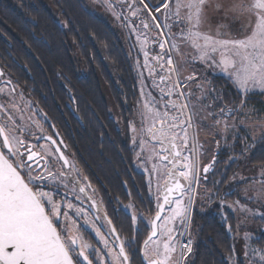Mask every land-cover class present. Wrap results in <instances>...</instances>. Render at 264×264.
I'll use <instances>...</instances> for the list:
<instances>
[{
    "label": "trees",
    "instance_id": "1",
    "mask_svg": "<svg viewBox=\"0 0 264 264\" xmlns=\"http://www.w3.org/2000/svg\"><path fill=\"white\" fill-rule=\"evenodd\" d=\"M0 71V84L8 82L14 94H22L55 127L94 187L116 235L131 239L132 215L127 208L145 221L155 215V208L129 142L139 99L136 76L110 26L82 0H0ZM208 89H215L208 95L214 116L220 115V106L238 108L242 103L223 76H209ZM221 93L222 98L213 101ZM244 104L264 115V95L247 96ZM245 163L264 166V134L253 140L239 129L206 163L210 167L200 181L208 196L191 210L192 250L184 264H241L237 218L224 204L239 199L243 182L235 180ZM146 209H152L151 214ZM136 226L142 244L149 232L139 220ZM251 244L264 249V231ZM135 264H141L139 255Z\"/></svg>",
    "mask_w": 264,
    "mask_h": 264
},
{
    "label": "snow or ice",
    "instance_id": "2",
    "mask_svg": "<svg viewBox=\"0 0 264 264\" xmlns=\"http://www.w3.org/2000/svg\"><path fill=\"white\" fill-rule=\"evenodd\" d=\"M102 3L117 20L123 18L127 21L129 17L125 16V12H128L132 17L139 18L143 29L156 27L163 30L162 34L166 39L160 43L159 47L163 50L165 43H168L169 51L156 55L153 58L155 60L153 67L167 66L166 76L158 77L163 84L160 95L161 98L165 95L175 96L179 103L163 100L164 111L157 110L152 113L153 123L146 131L160 144V152L155 153L157 160L161 163L168 161L175 167L176 158H181L182 167L179 169V176L185 181L190 175L194 178L195 164L188 157H182L179 148L188 147L187 128L193 126L199 112H206L211 105L200 104L197 108L192 102L195 94L191 91H183L185 88L190 89L191 86L188 83H181L179 69L175 67L171 52L173 50L179 52L181 44L186 45L190 51L180 53L182 56L190 57L185 67L198 62L207 67L219 68L225 74L227 81L232 83L237 94L241 95L240 107L220 106V115L215 124L220 125L224 121L226 130L228 127L226 118L233 117L242 109L247 96L264 95V0H228L227 3L224 0H217L215 8L218 14L222 12L225 18L240 22L236 34L224 31L228 28V25L224 23L213 28L206 11L209 0H161L157 5H152L147 0H102ZM161 9L164 11L161 12ZM157 12H161V15H155ZM124 27L127 28L129 25L126 23ZM173 27L178 28L179 31L172 33ZM133 33L137 36V43L145 38L135 24L131 26L129 35ZM148 55L144 52L146 68ZM148 71L151 75L153 68H148ZM173 74L177 79L169 87L166 78L171 80ZM3 75L4 73L0 71V77ZM195 78V73H192L185 80L191 81ZM178 88L181 91L178 92ZM197 88L200 89L198 102L215 91V89H204L200 83L197 84ZM13 91L14 89H9L5 93L4 89L0 88V95L9 97L6 103H0V138H2L0 143V264H105L102 257L107 258L108 264H135L137 255L141 257V264H178L173 254L176 252V241L181 233L179 229L171 225L178 221L186 231L192 203L191 187H185L175 178V172H172V184L165 185L163 196H161L162 190L157 188L153 219L145 221L142 215H133L131 220L134 235L131 239L120 238L116 235L115 227L110 228L109 232L103 235L100 229H96V236L102 242L103 248L86 253L89 245L72 234L67 222L69 213L67 211L61 213L62 205L55 201V193L42 188L45 182L55 183L59 179L65 188L71 183L73 191L79 195L85 193L90 185L80 186L78 172L75 177L70 178V172L64 171L65 168L72 169L74 166L69 164L68 158L59 147H53L56 141L51 137H33L37 141L51 140V145L47 147L38 143L33 144L24 138V134L29 132L28 122L32 121L33 106L29 102H24L23 105L18 104L16 97L12 95ZM18 95L23 100L22 94ZM141 95L147 100V103L143 105L145 109L161 103L155 97L149 99L151 93H145L143 85ZM222 95L221 93L213 96V101L222 98ZM26 111L29 113L27 117ZM186 112L187 116H185ZM206 115H215V112H206ZM157 121L160 127L153 131ZM32 123L38 124L36 121ZM130 127L134 133L133 144L140 147L143 152L145 141L141 139L138 142L135 139V125ZM176 128L180 131L175 132ZM178 139L179 144L176 143ZM166 142L169 147L164 146ZM60 143L62 144L63 141ZM137 158H141L140 153H137ZM144 158H152V153ZM209 167H205L203 171L207 173ZM154 170L158 171L155 163ZM149 193L151 194V180ZM185 196L188 197L187 204L182 203ZM172 205L175 207L173 208ZM72 207L73 205L69 203L68 208ZM75 211L79 215H84L80 208H76ZM146 211L151 214L152 209H146ZM166 211L172 214L165 219L162 213ZM61 214L65 218L63 225L60 222ZM162 219H164L163 226L157 223ZM138 220L144 223L145 230L150 233L142 244L138 239L140 235V228L136 226ZM111 223L109 220L108 224ZM109 236H114V239L109 240ZM78 240H80L79 243ZM190 244L191 241L182 244L181 260L184 259V249L191 250ZM256 251L252 249L249 252L246 245L245 255L250 257ZM253 264L257 262L254 261ZM258 264H264V252L260 253Z\"/></svg>",
    "mask_w": 264,
    "mask_h": 264
},
{
    "label": "rangeland",
    "instance_id": "3",
    "mask_svg": "<svg viewBox=\"0 0 264 264\" xmlns=\"http://www.w3.org/2000/svg\"><path fill=\"white\" fill-rule=\"evenodd\" d=\"M82 1L84 5L91 12H93L95 15L103 19L110 26V28L113 30L116 37L120 41L121 46L123 47L127 57L130 59L132 68L134 69V73L136 76V81L139 89V99L135 107L134 119L130 125H135L136 127L135 139L138 142L141 139L145 141L144 151L141 152L140 147L133 144L134 133L131 127H129V142L134 149V154H135L134 160H135L136 169L144 174L148 183V187H149V181L151 180V196L155 201L157 188L159 187L162 190L163 184L167 181L169 177L170 171H168V165L165 162L161 163L159 160L156 159L155 153L160 152V144L157 140L151 138L150 134L146 131V129L150 127L153 123L152 113L157 110L164 111L162 107L163 100H172L174 102L179 103V101H177L175 96L169 97L165 95L163 98H161L160 95V88L163 87V84H161L158 77L166 76L167 66H165L164 68L153 67L155 65V60L153 58L158 54H163L168 52L169 44L165 43L164 49L161 50L159 45L160 43H163L166 39L165 35H163L161 32L163 30L156 27H152L150 29H143V26L140 25L139 18L132 17L128 12H125V16L129 17L127 21H125L123 18L117 20L112 15V13L105 8V6L102 3V0H82ZM147 2L150 3V1L148 0ZM211 3L212 0H209L208 5L206 6V11L210 9ZM145 15H147V13H145ZM159 15H161V12L157 16ZM208 17H209V22L213 26V28H215L220 23H224L228 25V28L225 29L224 31H229L232 32L233 34H236V30L239 29L240 27L239 21H232L230 18H225L224 16H222L221 18H216L217 16H215L213 13L212 14L210 13ZM126 23L129 25V27L127 28L124 27ZM133 24L139 27L141 33L144 34L145 37L139 43H137V36L135 33L129 35L131 26ZM178 31H179L178 28L173 27L172 33H176ZM189 51L190 49H188L186 45L181 44L179 52L175 50L171 52L175 62V67L179 69V78L181 83H188L191 86L190 89L185 88L183 89V91L185 92L191 91L192 93L195 94L192 97V102L197 106V108L200 107V104L210 105L208 103L209 96L206 99H201L199 102L197 101V97L200 96V89L197 88V84L198 83L202 84L204 89L207 90L209 76L218 75L225 77V74L222 73L219 68L207 67L198 62L188 64V66L185 67V63L187 60L190 59V57L186 55L182 56L180 53L181 52L186 53ZM144 52H147L149 54L147 68L144 67L145 64ZM148 68H153V72L151 75L149 74ZM192 73H195L196 78L191 81L185 80V78ZM176 79L177 77L174 74L172 75L171 80H167L166 78V82L168 86L171 87V84L175 82ZM142 85H143V91L145 93H151L149 99L155 97L156 100L161 101V103L156 104L154 107H149L145 109L143 105L147 103V100L141 95ZM156 85H159L160 87H157ZM0 88H3L5 93L9 91V88L6 86L1 85ZM177 91L179 92L181 91V89L178 88ZM12 95L16 97L18 104L23 105L24 102H29L25 98L21 100L20 96L16 93L15 95L14 93H12ZM8 99L9 97L7 95H0V103H6ZM251 109L252 108L247 107L245 104H243L242 109L236 115H234L232 118L227 119L228 127L225 130L224 121H222L220 125L215 124V121L219 117V115L216 116L206 115V112H212L211 107H209L206 109V112L203 111L199 112L193 126L187 128L188 147L187 148L180 147L179 151L181 152L182 157H188L190 161L195 164L194 178L192 175H190L189 179L186 181L188 183V187L190 186L191 189H193L192 203H191V208L189 210L188 222L190 219L191 210L195 202L202 204L204 203L205 198L208 196L207 190H203L204 189L203 184L200 181L201 180L200 178L202 177L201 170L205 165H208L206 163L209 162L212 154L218 149H220L221 142L223 143L224 140L227 138V136L233 135L239 129L244 130L246 134H248L250 137L253 138V140L260 138L262 134H264V115L257 114L255 111H250ZM26 114L27 111L25 112V116ZM174 114L175 113H173V115ZM185 116H187V112L185 113ZM31 123H32L31 121L28 122V129H29L28 133L34 132V130H36L32 126L34 124ZM159 127L160 124L157 121L155 123V127L153 128V131H155V129ZM174 131L179 132L180 129L176 128ZM28 133H25L24 135H27ZM176 143L179 144L180 140L178 139ZM164 146L167 147L166 145ZM45 147L47 146L45 145ZM137 153H140L141 155L140 159L137 158ZM149 153H152V158L145 159L144 157H147ZM154 163L156 164V168L158 169V171L154 170ZM177 163L179 166L182 167L181 158L177 159ZM212 163L214 164V160ZM75 172L79 173V170L77 171L75 170ZM235 181L243 182V185L241 187V192L239 194V199H237L232 203H227L224 205L237 218V231L235 234L236 252L239 255L238 257L240 258V260H242V262H244V264H253L254 261H256L258 264L259 255L261 252H264V249L255 247L254 245L251 244V241L253 238L256 237L257 233L264 231V223L260 222V220L264 218V166L256 165L249 167L245 163V171H243L241 173V176L238 177V179H236ZM53 185L55 186L57 185L59 189L53 190ZM48 186L52 187L51 189L52 191L58 193L59 197L57 198V202H58L57 204L63 205L66 210L68 203L65 201L66 196L63 193L67 192V194H71V191H69L68 189L70 188V186L65 188L63 184H61L59 179L55 183H49ZM187 202H188V197L185 196L182 203L187 204ZM172 207L174 208L175 205H172ZM127 211L132 216L138 215V213L134 211L131 207H128ZM171 214L172 213L170 211H166L165 213L162 214V216L166 219L167 216H170ZM158 224L163 226L164 219L158 221ZM171 226L179 229L180 233H182V231L184 230V226H181L178 221ZM93 227L95 228V230H92L91 233L97 242V246L95 248L92 247L91 244L84 242L89 245V248L86 250V252L87 251L90 252L93 249L103 248L102 242H100L98 237L96 236V229H100V228H97L94 224ZM100 227L103 230L105 229L104 222H101ZM70 229L74 236L80 237L74 226H70ZM100 232L102 234L101 230ZM173 235L175 236L176 233L174 232ZM179 237L176 241V252L173 254L174 260L177 262L179 260L178 259ZM79 242L80 240H78V243ZM246 245H247V250L249 252L252 249H256L257 250L256 253L254 255H251L250 257H246L245 255ZM234 258H237V256H235ZM101 259L102 261L105 262V264H108L107 258L102 257Z\"/></svg>",
    "mask_w": 264,
    "mask_h": 264
},
{
    "label": "flooded vegetation",
    "instance_id": "4",
    "mask_svg": "<svg viewBox=\"0 0 264 264\" xmlns=\"http://www.w3.org/2000/svg\"><path fill=\"white\" fill-rule=\"evenodd\" d=\"M2 82H4V83L0 84V86L1 85L6 86V87L9 86L8 82H6V81H2ZM37 111H35L33 109L32 121H36V122H38V124L37 123H31V124H34L32 126L36 130H34V132H31L30 134L28 133L27 135H24V138L33 144L38 143L42 146H45V145L49 146V145H51V140H47V141L46 140H39V141H37L33 137H40V136L51 137L52 140L56 141V145H53V147H59L61 149V151L64 153V155L68 158L69 164L74 166L72 169L65 168L64 171L70 172V178H71V177H75L77 175L75 170L76 171L79 170L80 186L90 185V187L86 188L85 193L77 195V193H75L73 191L72 184L69 183L68 187L70 186V188H68V189H69V191H71V194H67V192H64L63 194L66 196L65 201L68 204L71 203L73 205V207L71 209H69L68 204H67V207L65 210V207L62 205L61 213L67 211L69 213L68 221H67L69 226H74V228L76 229L77 233L80 235V238L82 239L83 242L89 243L92 245V247L96 248L97 242L91 233L92 230H95V228L93 227V224L97 228H100V230L102 231V234L108 233L110 228H111V226L108 224L107 218L105 217V215L103 213L98 195L95 192L94 187L91 186L90 182L83 176V174L81 173L78 166L75 164V162L73 161L71 156L68 154V152L65 148V145L63 143L62 144L60 143V141H62V139L59 137L58 132L55 129V127H53V125L49 122V120L45 117L44 114H42L39 111L37 112ZM36 113H38V114H36ZM27 114L29 115L28 112H27ZM27 114H26V117H27ZM0 143H2L1 138H0ZM165 145L167 147H169L168 143H165ZM170 159H171V157H170ZM177 159L178 158H176L175 167H173L171 164L168 165V171H170V177H169L168 181H166L163 184L161 196H163V189H164L165 185L167 184V185L171 186V184H172V178H171L172 172H175V178L177 179V175L179 174V167H178ZM164 162H166V164H167L168 161H164ZM57 167H59V165H57ZM180 182L186 187L187 182L182 177H180ZM48 184H49L48 182H45V186L42 188V190L55 193L54 199L57 202V198L59 197V195L57 192L52 191L51 190L52 187L48 186ZM54 189H59V187H57V185L56 186L53 185V190ZM76 208L82 209L84 215L77 214L75 211ZM64 220H65V218L63 219V214H61L60 222L62 225L64 223ZM101 222H104V224H105L104 230L100 227ZM108 239L113 240L114 238H113V236H109ZM90 252L87 251L86 253H90ZM92 258L93 257L90 255V259H92ZM140 262H141V260H140Z\"/></svg>",
    "mask_w": 264,
    "mask_h": 264
},
{
    "label": "built area",
    "instance_id": "5",
    "mask_svg": "<svg viewBox=\"0 0 264 264\" xmlns=\"http://www.w3.org/2000/svg\"><path fill=\"white\" fill-rule=\"evenodd\" d=\"M160 2H161V0H160ZM160 2H159V3H160ZM163 11H164V10L161 9V12H163ZM158 14H160V12L155 13V15H158ZM161 32H162V31H161ZM192 193H193V189H192V191H191V197H192ZM188 224H189V222H188ZM188 224H187V226H186V231H185V229L182 231V233H181V235H180V237H179V240H178V251H179V257H178L179 260H178V263H179V264H183L185 258L191 253V250H192V241H191V238H190L189 233H188ZM188 241H191V244H190V248H191V250L188 251V249H184V259L181 260V259H180L181 246H182V244H185V243H187Z\"/></svg>",
    "mask_w": 264,
    "mask_h": 264
},
{
    "label": "crops",
    "instance_id": "6",
    "mask_svg": "<svg viewBox=\"0 0 264 264\" xmlns=\"http://www.w3.org/2000/svg\"><path fill=\"white\" fill-rule=\"evenodd\" d=\"M148 1H150V3H152L153 5H157L160 2V0H148ZM216 2H217V0H212V3L210 4V9L207 10V13H208V15L210 13L211 14L213 13L215 16H217L216 18H221L224 15L222 12H219V14H218V10L215 8ZM224 2L227 3L228 0H224Z\"/></svg>",
    "mask_w": 264,
    "mask_h": 264
},
{
    "label": "water",
    "instance_id": "7",
    "mask_svg": "<svg viewBox=\"0 0 264 264\" xmlns=\"http://www.w3.org/2000/svg\"><path fill=\"white\" fill-rule=\"evenodd\" d=\"M2 139V138H1ZM172 158V157H171ZM166 163V162H165ZM167 165H169V162H167ZM179 166V165H178ZM205 167H208V166H204L203 168H202V170H201V176H204L206 173L203 171V169L205 168ZM179 168H181V166H179ZM210 171H211V169H210ZM169 177H170V173H169ZM169 177H168V179H169ZM168 179H167V181H168ZM177 179L178 180H180V176H179V174L177 175ZM186 187H188V183L186 184ZM178 195V194H177ZM163 214V213H162ZM153 218H154V216H153ZM152 218V219H153ZM157 223H158V221H157ZM150 233H148V235H149ZM147 235V236H148ZM147 236H146V238H147ZM113 238H114V236H113ZM145 238V239H146ZM140 256V255H139ZM140 260H141V257H140Z\"/></svg>",
    "mask_w": 264,
    "mask_h": 264
},
{
    "label": "bare ground",
    "instance_id": "8",
    "mask_svg": "<svg viewBox=\"0 0 264 264\" xmlns=\"http://www.w3.org/2000/svg\"><path fill=\"white\" fill-rule=\"evenodd\" d=\"M194 181V180H193ZM195 183V182H194Z\"/></svg>",
    "mask_w": 264,
    "mask_h": 264
}]
</instances>
